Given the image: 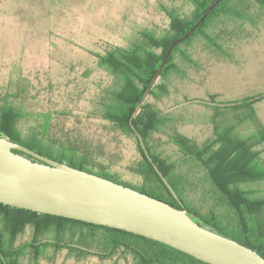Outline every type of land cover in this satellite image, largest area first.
I'll use <instances>...</instances> for the list:
<instances>
[{"label": "rangeland", "instance_id": "obj_1", "mask_svg": "<svg viewBox=\"0 0 264 264\" xmlns=\"http://www.w3.org/2000/svg\"><path fill=\"white\" fill-rule=\"evenodd\" d=\"M248 7L260 11L255 3ZM193 8L194 0H0V98L10 95L11 103L35 114L63 112L66 115L54 114L56 127L61 125L70 134H79L100 146L99 159L111 171L122 180L139 183V174L131 169L140 158L135 138L119 133L101 116V99L116 86V79L99 66L98 57L113 48L145 44L144 33L165 35L172 15L186 16ZM233 17L229 15L224 24L218 22L208 29L217 53L212 54L201 42L194 41L190 49L194 63L189 64L176 54L173 61L180 72L168 71L160 79L164 92L157 98H146L171 118L166 131L154 135L153 144L157 152L180 161L178 170L189 177L191 184L184 192L188 207L202 219L218 216L215 227L223 233L239 234L241 230L233 225L236 216L218 198L220 190L207 181L199 166L184 159L168 142L167 135L168 129L175 127L181 135L202 145L217 137L216 129L224 136L229 130L239 138V129L245 131L243 127L249 126L239 123L241 107L264 91V53L258 57L245 45L238 50L225 46L220 30L237 28L239 17ZM222 51L223 59L219 58ZM234 53L243 55L240 63L229 61ZM243 99L248 101L242 105L233 103ZM255 169L264 171L262 167ZM256 175V180L246 182L253 192L264 190V180L258 178L264 174ZM225 214L233 224L224 221ZM31 234V228H27L16 238L15 245L29 241ZM247 234L255 241L251 229ZM51 252L49 248L44 254ZM59 253H66V249ZM70 257L49 262L39 258L35 262L26 254L20 264H133L130 255L122 254L108 260Z\"/></svg>", "mask_w": 264, "mask_h": 264}, {"label": "trees", "instance_id": "obj_2", "mask_svg": "<svg viewBox=\"0 0 264 264\" xmlns=\"http://www.w3.org/2000/svg\"><path fill=\"white\" fill-rule=\"evenodd\" d=\"M215 1L194 0V8L189 15L171 16L165 35L157 37L151 33H144L145 44L141 43L131 48H113L98 57L99 66L116 79L114 83L116 86L109 89L101 99V107H99L101 116L119 133L132 135L135 138L140 158L131 169L139 174L141 178L139 183L122 180L111 171L99 159L100 146L92 144L79 134H70L58 123L56 127L53 117L66 115L63 112L45 111L35 114L11 103V100H8L10 95L1 97L0 136L52 160L94 173L180 208L175 197L144 155L138 138L130 126V118L168 48L175 40L184 37L172 48L147 98L149 96L157 98L158 94L164 92V85L160 79L168 71L180 72L173 61L176 54L182 56L185 62L194 63L195 60L190 54L194 41L201 42L212 54L217 53L213 48L214 43L211 42L212 37L208 29L216 27L218 22L224 24V18L229 15L235 18L242 17L246 8L253 3L264 11V0H219L208 11ZM202 16L203 19L199 21ZM198 21L199 23L194 27ZM192 27L193 30L185 36ZM221 32L225 46L230 48L228 30L222 28ZM222 56L224 52L219 58ZM219 58L216 59L222 60L224 57ZM263 97L264 93L251 97L248 99L250 103L241 107L251 109L250 119L255 120L250 104ZM147 98L134 115L132 123L142 135L153 162L172 185L179 198L184 201V192L191 184L189 177L178 170L180 161L172 160L169 156L157 152L153 144L154 135L164 133L171 118H167L160 109L149 104ZM248 100L243 99L233 103L239 102L242 105ZM30 120L34 123H29ZM232 129L233 127L230 130ZM168 130L171 133L167 134L168 142L177 148L186 161L189 160L199 166L205 172L203 175L207 181L220 190L218 198L236 216L233 225H236L242 233H223L215 227L219 218L213 214L202 219L193 210L197 219H192L205 228L255 250L264 258V198L251 197L239 188L240 182L257 179L255 175L242 172L250 165L251 159L249 157L246 163L243 152L245 149L250 150L251 147L237 148L228 144L233 139L228 129V135L225 136L216 129L217 137L202 145H198L192 138L181 135L175 127ZM263 134L264 132L258 131L250 140L253 144L256 143L255 141H264ZM13 151L36 160L20 150ZM248 222H251L250 227ZM27 228L32 230L30 240L15 245L16 238ZM249 229L253 231L255 241L249 239L247 234ZM27 248L30 250L27 251ZM49 248L52 250V258L60 250L66 249V253L76 259L92 256L100 260H108L116 259L122 254L125 257L130 255L133 264H208L169 245L122 229L0 203V264H20L21 257L26 254L36 262Z\"/></svg>", "mask_w": 264, "mask_h": 264}, {"label": "water", "instance_id": "obj_3", "mask_svg": "<svg viewBox=\"0 0 264 264\" xmlns=\"http://www.w3.org/2000/svg\"><path fill=\"white\" fill-rule=\"evenodd\" d=\"M183 38L175 40L168 48L130 118V126L144 155L181 208L94 173L52 160L3 136H0V203L122 229L169 245L208 264H264V258L255 250L203 227L188 215L132 123L172 48ZM13 150L27 153L36 160Z\"/></svg>", "mask_w": 264, "mask_h": 264}, {"label": "crops", "instance_id": "obj_4", "mask_svg": "<svg viewBox=\"0 0 264 264\" xmlns=\"http://www.w3.org/2000/svg\"><path fill=\"white\" fill-rule=\"evenodd\" d=\"M242 17H239V22L237 23L238 27L234 28L232 27L230 30H228V45L230 48H237L241 49L245 45L247 49L253 50L255 55L260 57V54L264 51V11L255 10L253 11L250 7L246 8L244 11ZM234 18V17H233ZM233 22V21H231ZM227 44V42H226ZM231 45H235V47H231ZM243 60V55L240 53L239 55L234 53V56H230L229 61L240 63ZM264 93V91L262 92ZM255 120H252L249 118L251 109H241L242 113L241 115V121L239 123H246V125L249 124L248 127H243L246 129L245 131H241L239 129V138L233 137L232 134V140L229 141L228 144H230L232 147H251L250 150L243 152L245 154V162L247 163V160L249 157L251 158L249 161L250 165L253 166H247L242 170L243 174H252L256 175L258 173L264 174V171H256V167H263L264 165V141H255L256 143L253 144L252 140H250L251 137L254 135H257L258 131L264 132V97L256 100V102L253 104L252 107ZM228 127V126H227ZM264 135V134H263ZM254 148V149H253ZM259 165V166H258ZM253 167L255 170H253ZM257 176V175H256ZM264 175L261 178V180H264ZM257 182V181H256ZM257 184V183H256ZM256 187V186H255ZM239 188L241 190H244L249 195H264V190L260 189L261 191L253 192L251 189H249V186L247 183H243L242 185H239ZM259 190V189H255ZM51 253H48V255H44L40 258L42 260L50 261V259L57 260L61 256H65L66 258H72L67 253H59V256H56L54 258L51 257ZM89 258L94 257H88L86 260H89ZM95 259V258H94ZM45 264H51V263H45Z\"/></svg>", "mask_w": 264, "mask_h": 264}, {"label": "flooded vegetation", "instance_id": "obj_5", "mask_svg": "<svg viewBox=\"0 0 264 264\" xmlns=\"http://www.w3.org/2000/svg\"><path fill=\"white\" fill-rule=\"evenodd\" d=\"M181 200V199H180ZM182 201V200H181ZM184 201H185V199H184ZM184 201H182V203H183V205H184V207L186 208V210L188 211V215L191 217V218H193L194 220H196L197 219V216H196V214H194V212H193V209H191V208H189L188 207V205L184 202ZM178 202V201H177ZM179 204V203H178ZM179 206H180V204H179ZM180 208H181V206H180ZM243 212H244V210H242ZM223 219H224V221L225 222H230V223H232L230 220H229V218H228V214H225L224 216H223ZM228 219V220H227ZM233 224V223H232ZM230 233H233V232H228V234H230ZM240 233H242V232H240Z\"/></svg>", "mask_w": 264, "mask_h": 264}]
</instances>
